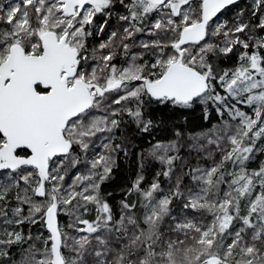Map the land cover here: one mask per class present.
Returning <instances> with one entry per match:
<instances>
[{
	"label": "snow or ice",
	"instance_id": "1",
	"mask_svg": "<svg viewBox=\"0 0 264 264\" xmlns=\"http://www.w3.org/2000/svg\"><path fill=\"white\" fill-rule=\"evenodd\" d=\"M237 3L0 0V264H264V0L221 21ZM154 106L217 123L149 141L117 212L102 186Z\"/></svg>",
	"mask_w": 264,
	"mask_h": 264
},
{
	"label": "trees",
	"instance_id": "2",
	"mask_svg": "<svg viewBox=\"0 0 264 264\" xmlns=\"http://www.w3.org/2000/svg\"><path fill=\"white\" fill-rule=\"evenodd\" d=\"M245 5V7H244ZM248 0H240L234 6H230L227 10L223 12L226 20L231 21L234 15L238 12H233L232 9L234 7L247 8L245 12V19H247L251 14L248 13ZM102 18L98 20V23L101 22ZM93 43V41H90ZM238 54V53H237ZM237 54H233L225 60L221 61L222 67H230L236 62ZM150 115L154 120V123L158 125V127L151 133V135H142L138 133L134 127H130L126 130L125 134L128 136V140L126 142V146L128 147V155L125 156L123 153L119 155V159L116 162V166L112 173V178L108 180L102 186V191L105 195L111 193L109 197V202L113 205L114 209L119 211V202L123 199V193L129 187H131L132 182L137 178L139 172V155L141 152L145 153L147 156V151L150 149L151 145L149 141L155 143L156 141H167L171 135V129L173 125L179 126L185 130V132L197 133L201 131H206L213 124L217 123V118L215 112H213L212 119L209 121H205L203 119V113L201 108L197 107L194 111L187 110L184 112H180L179 110L172 109L170 106L167 108L154 106L153 109L150 110ZM119 142V139L117 140ZM219 160V156L216 157ZM262 160V155L258 156L254 161L249 162V167L256 168L259 166L260 161ZM204 163H209V161H205ZM160 164L156 161L147 159L143 175L145 177V185L151 183L153 178L155 177L156 172L160 169ZM75 173L71 172L68 177V183H71V177L74 176ZM162 186L167 190L168 181L161 177ZM187 183V181H186ZM133 199L136 197L133 196ZM95 212L91 213L88 218L94 217ZM67 216L61 215L60 221L61 223H67ZM39 226H34L32 228L33 233L35 234ZM28 226H25V231L27 232ZM46 234V233H45ZM12 256L18 261L20 259V249L14 247L12 249ZM11 264V261L8 262Z\"/></svg>",
	"mask_w": 264,
	"mask_h": 264
},
{
	"label": "rangeland",
	"instance_id": "3",
	"mask_svg": "<svg viewBox=\"0 0 264 264\" xmlns=\"http://www.w3.org/2000/svg\"><path fill=\"white\" fill-rule=\"evenodd\" d=\"M248 2H249V5H248V13L251 14V11H252V5H253V0H248ZM244 7H245V5H244ZM244 7H240V8H236V7H234V8L232 9V11H233V12H235V11H238V12H239L241 9H246V10H247V8H244ZM219 19H220L221 21L226 20V18L224 17V14H221L220 17H219ZM93 42H98V41L93 40ZM244 110H245V111H250V109H247V108H245ZM262 160H264V155H262ZM250 168H251V167H250ZM45 235H46V234H45Z\"/></svg>",
	"mask_w": 264,
	"mask_h": 264
},
{
	"label": "water",
	"instance_id": "4",
	"mask_svg": "<svg viewBox=\"0 0 264 264\" xmlns=\"http://www.w3.org/2000/svg\"><path fill=\"white\" fill-rule=\"evenodd\" d=\"M238 1H240V0H238Z\"/></svg>",
	"mask_w": 264,
	"mask_h": 264
}]
</instances>
